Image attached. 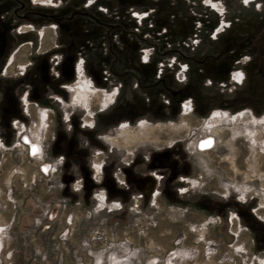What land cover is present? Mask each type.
I'll return each instance as SVG.
<instances>
[{
	"label": "rangeland",
	"instance_id": "1",
	"mask_svg": "<svg viewBox=\"0 0 264 264\" xmlns=\"http://www.w3.org/2000/svg\"><path fill=\"white\" fill-rule=\"evenodd\" d=\"M27 1L38 8L34 15L22 7ZM13 2L16 29L39 11L51 18L45 30L27 23L46 32L36 47L22 41L10 56L0 53V90L21 91L33 46L70 49L54 55V64L55 57L70 64V54L82 73L100 64L107 83L99 90L82 74L71 85V104L90 106H82L86 124L92 110L108 106L118 122L105 135L109 162L92 154L104 157L102 180L132 149L166 154L155 187L130 189L121 209L99 207L103 189L88 204L68 200L44 154L51 114L43 127L42 108H30L23 135L36 129L40 158L28 156L17 130L12 145L0 148V264H264V249L254 250L250 230L236 220L256 211L264 221V0H0V11ZM170 59L172 68L159 73ZM41 60L53 66L52 56ZM179 64L187 65L182 81ZM208 70L216 87L203 86ZM204 96L205 109L194 107ZM185 103L189 115H181ZM12 109L18 112L15 103ZM204 137L213 147L196 151Z\"/></svg>",
	"mask_w": 264,
	"mask_h": 264
},
{
	"label": "crops",
	"instance_id": "2",
	"mask_svg": "<svg viewBox=\"0 0 264 264\" xmlns=\"http://www.w3.org/2000/svg\"><path fill=\"white\" fill-rule=\"evenodd\" d=\"M35 2L38 3V1ZM14 5V2L12 5L9 3L6 11H0V26L4 28V32L0 34V53L6 56H10L18 45L23 43L22 41L30 40L36 47L35 44L39 35L43 32V39L47 35L46 32L36 29L33 24H40V27H43L45 30L48 29L46 21H49L51 18L49 14H40L39 11L37 13V15H39L38 18H33L29 22H21L26 23L25 26L16 29L14 25L16 20L13 19L15 12L12 11ZM45 5L47 6L48 4ZM52 5L57 6L56 4ZM34 6L35 5L29 1L22 5V7L28 11L27 14L29 13L31 15H34L33 13L38 11V8H34ZM27 23L33 24L27 25ZM57 38L58 41L60 39L62 40L60 35L59 37L57 35ZM34 46L31 54L32 65L27 69L26 75H23L21 79V91L19 93H14L15 90H13L11 94L10 92H6L5 94V91L0 90L1 148L5 149L12 145L17 130L16 125L20 124L25 127L24 123L27 122V119L24 115L28 116L30 108H42L39 117L43 120H45L47 111L51 114L50 135L44 148V154L46 159L55 166L60 174V195L63 198H68V200L71 201L81 200L83 203L88 204L93 199V194L99 189H103V199L105 201L103 202L102 208H111L108 210H114L116 207V210H118L122 208L121 203H123L122 201L130 189L135 191L144 190L146 193L148 191L150 192L151 190H149L148 185L145 186L144 189H136V179H147L151 176L150 178H154L152 186L155 187V176L159 172V167L166 153L161 154L155 149L150 151L147 155H144L137 149H132L131 154H128L129 158H120L114 171L109 176L108 172L105 170V180H102V182L96 181L94 177H92V154L94 151H100L104 154V157H106L107 162H109V157L113 155V148L109 145L110 143L107 140L109 137L105 135L114 133L115 126L118 123L116 115L108 111L110 109L109 106L102 110H92L90 122L86 124V110L82 107L85 105H72L70 101V88L73 81H76L78 77L76 73L77 65L76 62H73L74 57L70 54L72 60L70 64L66 62L60 64V57L57 64H54L53 60L54 55H60L58 54L59 51L67 56L70 49L62 47L55 49L57 46H50L37 50ZM51 56L53 60V66L51 68H47L46 65H40L42 57ZM212 72L215 71L210 70L201 77L204 80V88L209 86L216 87V76L212 75ZM83 74L91 82L92 86L99 90L106 89L107 83L105 82L102 65L96 64L93 67L86 65ZM71 77L73 80H71ZM206 78H213L214 80H209V83L206 84ZM204 97L202 100H195L194 107L199 108L198 105L200 103L202 105L201 108L205 109L204 102H209V100ZM14 103L16 104L18 112L12 109ZM85 107L88 108L90 106ZM167 151H169V149H165V152ZM155 162L158 164H155ZM105 165L106 163L104 161V166ZM142 166H144L146 171L150 169V167L153 171L148 170L147 173H140L135 170V167ZM43 169H46V166L43 165ZM66 174H68V176ZM66 177L68 178L66 179ZM118 179H122L124 183L119 184ZM126 181L128 184L125 183ZM193 183L197 184L198 180L193 181ZM110 199H113V201L111 202ZM253 212V215L248 213L238 216L236 220L238 223H245L246 231L249 229L252 234L253 248L255 251H259L264 249V221L257 216L256 211ZM231 217L232 215L230 214V220Z\"/></svg>",
	"mask_w": 264,
	"mask_h": 264
},
{
	"label": "built area",
	"instance_id": "3",
	"mask_svg": "<svg viewBox=\"0 0 264 264\" xmlns=\"http://www.w3.org/2000/svg\"><path fill=\"white\" fill-rule=\"evenodd\" d=\"M34 1V0H33ZM136 19L139 20V22L145 18V15H142L141 17H137L135 16ZM54 28V26L52 27ZM41 35L43 36V32L41 33ZM195 43H197V40H195ZM144 55L146 57V61H147V57H148V53L146 51H144ZM58 61L59 57H55ZM175 63V59H170L166 64L163 63H159L158 65V71L159 73H161L163 70L168 69V68H172V66ZM80 65V67H83V63H78L77 66ZM186 71H187V65H180L179 64V68L177 71V79L182 81L185 79L186 76ZM187 103L182 105V109L184 108V106ZM16 129L18 131V133L20 134L21 131L25 130V128L23 126H21L20 124L16 125ZM1 141H0V148H1ZM91 166H92V170H93V177L96 181L100 182L102 180L103 177V166H104V157L102 156L101 153H94V155L92 156V162H91ZM142 194H137L135 196H133L132 198V208L137 209L139 207V203L140 200L142 198Z\"/></svg>",
	"mask_w": 264,
	"mask_h": 264
},
{
	"label": "bare ground",
	"instance_id": "4",
	"mask_svg": "<svg viewBox=\"0 0 264 264\" xmlns=\"http://www.w3.org/2000/svg\"><path fill=\"white\" fill-rule=\"evenodd\" d=\"M76 72L78 74V79L76 80V83L78 82V80L80 78L83 77V73H82V67H80V65H78L76 67ZM86 88H89L88 86L85 87ZM82 90V89H81ZM78 93V92H76ZM83 93V92H82ZM85 93L87 94V91H85ZM112 99V98H111ZM189 115V106L185 105L184 108L182 109V113L181 115ZM44 121V122H43ZM39 125H43V127L45 126V120H43L42 118H39ZM37 127V126H36ZM36 130V129H35ZM35 130H31V134H28L29 135V138L31 140V143L32 144H35L37 145V141H36V136H37V133ZM20 136H23V130L21 131L20 133ZM28 144V142L25 141V144ZM23 143H21L20 145H25ZM213 144H214V140L213 138L211 137H208V138H202L201 140L198 141V144H197V147L199 150L201 151H204V150H209L213 147ZM28 156L31 157V158H40V154H41V150L38 148L37 149V153H33L32 152V149L31 147H29L28 149ZM42 170H46V169H43V166H42ZM151 177V176H150ZM145 178H141V181H140V185L143 186V189L145 188V186H147L148 183H146L144 180ZM154 182V178L152 177V183ZM103 198H104V194L103 193H100L98 194L96 197H95V200L97 201V203H99V207L103 205Z\"/></svg>",
	"mask_w": 264,
	"mask_h": 264
},
{
	"label": "flooded vegetation",
	"instance_id": "5",
	"mask_svg": "<svg viewBox=\"0 0 264 264\" xmlns=\"http://www.w3.org/2000/svg\"><path fill=\"white\" fill-rule=\"evenodd\" d=\"M134 2V1H137V0H131V2ZM86 85H85V87H87L88 86V83L86 82L85 83ZM89 87V86H88ZM86 91V90H85ZM201 140V139H200ZM25 141L26 142H28V144L26 143L25 144ZM199 141V140H198ZM198 141L196 142V145H195V150L196 151H200V152H204V151H201V150H199L198 149V147H197V144H198ZM21 143H23V144H25V145H27L28 147H27V153H28V149H29V147H31V149H32V152L35 154L36 153V151H37V145H35V144H32L31 143V140H30V138H29V135H23V136H21V142L19 143V144H21ZM137 182L135 183V185H136V189L137 188H141V189H143V186H141L140 185V181H141V179H137L136 180ZM148 186H149V183L147 184Z\"/></svg>",
	"mask_w": 264,
	"mask_h": 264
},
{
	"label": "water",
	"instance_id": "6",
	"mask_svg": "<svg viewBox=\"0 0 264 264\" xmlns=\"http://www.w3.org/2000/svg\"><path fill=\"white\" fill-rule=\"evenodd\" d=\"M144 180H146V181H145L146 183H152V178H150V177L147 178V179H144Z\"/></svg>",
	"mask_w": 264,
	"mask_h": 264
},
{
	"label": "snow or ice",
	"instance_id": "7",
	"mask_svg": "<svg viewBox=\"0 0 264 264\" xmlns=\"http://www.w3.org/2000/svg\"><path fill=\"white\" fill-rule=\"evenodd\" d=\"M245 2H247V0H245ZM240 74H237V76H239Z\"/></svg>",
	"mask_w": 264,
	"mask_h": 264
}]
</instances>
